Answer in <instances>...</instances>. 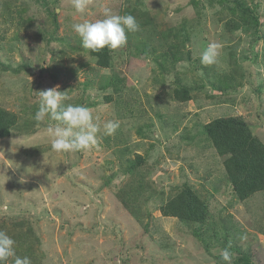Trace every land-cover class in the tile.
Listing matches in <instances>:
<instances>
[{
    "label": "rangeland",
    "instance_id": "1",
    "mask_svg": "<svg viewBox=\"0 0 264 264\" xmlns=\"http://www.w3.org/2000/svg\"><path fill=\"white\" fill-rule=\"evenodd\" d=\"M0 0V109L16 117L0 137V230L32 264H264V191L234 193L206 134L218 118H239L264 144V0ZM57 8L60 9L57 12ZM131 14L106 56L82 47L74 23ZM257 18V25L250 19ZM222 45L214 65L208 43ZM59 86L63 103L88 107L101 126L97 146L58 153L33 117L39 92ZM191 191L196 215L162 206ZM7 264H13L10 259Z\"/></svg>",
    "mask_w": 264,
    "mask_h": 264
},
{
    "label": "clouds",
    "instance_id": "2",
    "mask_svg": "<svg viewBox=\"0 0 264 264\" xmlns=\"http://www.w3.org/2000/svg\"><path fill=\"white\" fill-rule=\"evenodd\" d=\"M90 0H71L72 7L78 13H84ZM60 9L57 8V12ZM103 19L95 21L83 20L72 25L73 31L79 36L83 48L99 51L107 47L118 50L126 46V33L141 31V26L131 14H113L110 9L103 10ZM222 45L211 42L201 52V63L208 66L217 63ZM39 105L34 114L36 121L46 117L56 122L47 128L51 148L58 153L79 152L97 146L100 141L98 134L113 135L120 124L118 120H108L103 123L93 116L92 111L85 106L76 104L64 105L68 99L66 91H60L59 86L39 92ZM16 241L5 231L0 230V264H7L11 259L13 264H32L28 256L16 254ZM220 257L225 264H232L234 253L231 245L225 247Z\"/></svg>",
    "mask_w": 264,
    "mask_h": 264
},
{
    "label": "trees",
    "instance_id": "3",
    "mask_svg": "<svg viewBox=\"0 0 264 264\" xmlns=\"http://www.w3.org/2000/svg\"><path fill=\"white\" fill-rule=\"evenodd\" d=\"M232 2L235 10L244 12L248 17L249 10L241 0ZM254 25L257 18L251 15ZM95 55L106 56V47L93 51ZM16 124V117L0 109V137H8ZM206 134L218 156L223 157L226 177L234 193L241 199L254 193L264 191V144L255 138L249 126L239 118H218L206 125ZM203 205L191 191L181 192L170 198L161 208L165 216L183 217L196 215V221L203 219V212L198 208Z\"/></svg>",
    "mask_w": 264,
    "mask_h": 264
}]
</instances>
